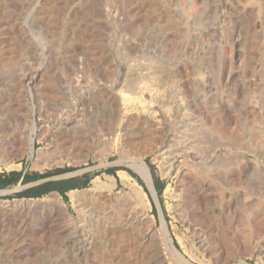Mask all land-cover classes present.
<instances>
[{
  "label": "rangeland",
  "instance_id": "rangeland-1",
  "mask_svg": "<svg viewBox=\"0 0 264 264\" xmlns=\"http://www.w3.org/2000/svg\"><path fill=\"white\" fill-rule=\"evenodd\" d=\"M0 34V154L10 155L0 164L122 167L143 185L118 171V186L102 173L77 190L79 205L51 187L3 202L14 211L0 209V264H264V0H0ZM134 93L169 125L117 124L121 95ZM34 123L53 134L39 163L29 155ZM125 136L138 141L126 146ZM172 143L198 159L167 170ZM133 164L162 188L158 201ZM54 197L64 207L45 208ZM83 239L91 243L80 251Z\"/></svg>",
  "mask_w": 264,
  "mask_h": 264
},
{
  "label": "bare ground",
  "instance_id": "bare-ground-1",
  "mask_svg": "<svg viewBox=\"0 0 264 264\" xmlns=\"http://www.w3.org/2000/svg\"><path fill=\"white\" fill-rule=\"evenodd\" d=\"M93 1V0H92ZM104 1V0H103ZM20 2V1H19ZM57 2V1H56ZM59 2V1H58ZM89 2V1H88ZM24 4V3H23ZM53 4V3H52ZM94 5V4H93ZM102 6V5H101ZM94 7V6H93ZM103 7V6H102ZM152 10V9H151ZM8 11V10H7ZM63 12V11H62ZM153 12V11H152ZM263 12V11H262ZM53 13V12H52ZM60 13V12H59ZM149 13V12H148ZM57 14V13H56ZM132 15V14H131ZM130 15V16H131ZM149 15V14H148ZM61 18V17H60ZM145 18V17H144ZM9 19V18H8ZM53 19V18H52ZM142 20V19H141ZM14 23V22H13ZM196 23V22H195ZM126 24H128V23H126ZM2 25V24H1ZM66 25V24H65ZM81 25V24H80ZM125 25V24H124ZM154 25V24H153ZM166 26V25H165ZM98 27V26H97ZM93 28V27H92ZM137 28V27H136ZM131 29V28H130ZM9 31V30H8ZM132 31V30H131ZM136 31V30H135ZM92 33V32H91ZM2 34V33H1ZM0 34V35H1ZM96 34V33H95ZM7 35V34H6ZM10 36V35H9ZM100 38V37H99ZM175 38V37H174ZM184 39V38H183ZM182 39V40H183ZM161 40V39H160ZM168 40V39H167ZM172 40V39H171ZM170 40V41H171ZM178 41V40H177ZM10 42V41H9ZM79 42V41H78ZM162 42V41H161ZM163 42H165V40H163ZM183 42H184V40H183ZM174 43H176V42H174ZM178 43H179V41H178ZM2 44H4V43H2ZM6 44V43H5ZM159 44V43H158ZM182 44V43H181ZM186 44V43H185ZM87 45V44H86ZM260 45V44H259ZM186 46V45H185ZM29 47V46H28ZM159 48V47H158ZM259 48V47H258ZM20 49V48H19ZM25 49V48H24ZM54 50V49H53ZM9 51V50H8ZM11 51V50H10ZM261 53V52H260ZM10 54V53H9ZM12 54H14V53H12ZM12 54H11V56H12ZM17 54V53H16ZM11 56H9V58L7 59V60H9V61H7L6 63H10L13 67L14 66H16L15 65V61H14V58H12ZM11 57V58H10ZM98 57V56H97ZM1 59H3L2 57H0ZM20 58V57H19ZM94 58V57H93ZM103 58V57H102ZM52 59V58H51ZM98 59V58H97ZM259 60V59H258ZM54 62V61H53ZM0 63H2L1 62V60H0ZM3 65V64H2ZM51 66V65H50ZM108 66V65H107ZM261 66V65H260ZM5 68V67H4ZM66 68V67H65ZM89 69V68H88ZM140 69V68H139ZM48 71V70H47ZM150 72V71H149ZM152 72V71H151ZM7 77H8V75H7ZM47 77H49V76H47ZM144 78V77H143ZM146 78V77H145ZM51 79H52V77H51ZM56 79H57V77H56ZM135 81V80H134ZM263 81V80H262ZM72 82V81H71ZM80 82V81H79ZM52 83H53V81H52ZM55 83V82H54ZM130 84V83H129ZM133 84V83H132ZM51 85V84H50ZM79 85V84H78ZM77 85V86H78ZM80 86V85H79ZM137 86V87H136ZM5 87V86H4ZM59 87V86H58ZM134 87H136L137 88V92L135 91V93H136V95H137V93H139L140 95H142V93H144L145 92V94H146V88H148V87H143L142 85L140 86V83H139V85H138V83H137V85H135ZM20 88V87H19ZM136 88H134V90L136 89ZM52 89H54V88H52ZM149 90L147 89V92H148ZM151 91V90H150ZM152 92V91H151ZM150 92V93H151ZM51 93V92H50ZM135 93L133 94V95H130V94H123V95H121L122 96V98H121V100H122V103H121V110L119 111V112H117L116 113V116L114 117V119H115V121L117 122V124H120V123H122V121H123V117H125V118H127V123L128 124H133V122H135L136 124H137V126L139 127H137L139 130H140V128H141V131H142V129H148V131H151L152 132V130L154 131V130H156L157 131V125L160 123V122H163V123H165V121L167 122V120L169 121V119H167V117L169 116V114L167 113V112H162L163 114L162 115H158V114H156L154 111H151L150 109H147L148 107H143V105L145 104V103H148V102H145L144 100H140V95H138V96H136L135 95ZM150 93H149V95H150ZM154 93V92H153ZM152 93V95H150L149 96V98L151 97V96H153L154 94ZM260 94V93H259ZM258 94V95H259ZM15 95V94H14ZM213 95V94H212ZM45 96V95H44ZM59 96H60V94H59ZM155 96V95H154ZM159 96V95H158ZM204 96V95H203ZM41 97V96H40ZM58 97V96H57ZM209 98H210V96H208ZM212 97V96H211ZM209 98H206V100L207 99H209ZM2 99V98H1ZM142 99V98H141ZM151 99V98H150ZM211 99V98H210ZM12 100V99H11ZM152 100H155L154 98L152 99ZM157 100V99H156ZM178 100V99H177ZM142 101L143 102H145L144 104H142ZM176 101V100H175ZM179 101V100H178ZM1 102V101H0ZM66 102V101H65ZM149 102H152L151 103V105L154 103L153 101H149ZM173 102V101H172ZM214 102V101H213ZM180 103V102H179ZM210 103V102H209ZM63 104V103H62ZM176 104H178V103H176ZM210 104H212V103H210ZM146 105V104H145ZM150 105V104H149ZM180 105V104H179ZM19 106V105H18ZM147 106V105H146ZM45 107H47V106H45ZM51 107V106H50ZM71 107V106H70ZM146 108V109H145ZM151 108H152V106H151ZM47 109V108H46ZM65 109V108H64ZM120 109V108H119ZM156 109V108H155ZM152 110H154V109H152ZM65 112L67 111V110H64ZM69 111V110H68ZM158 111V110H157ZM165 111V110H164ZM182 112H184V111H182ZM67 113V112H66ZM71 113V112H70ZM166 113L168 114L167 116H166ZM59 114V113H58ZM62 114V113H61ZM61 114H60V116H61ZM171 114V113H170ZM175 114V113H174ZM64 114H62V116H63ZM69 115H72V114H68V116ZM186 115V114H185ZM72 116H74V115H72ZM81 116V115H80ZM183 116V115H182ZM64 117V116H63ZM67 117V116H66ZM20 119V118H19ZM66 119V118H65ZM68 119H70V118H68ZM68 119H66V120H68ZM81 119V118H80ZM71 120V119H70ZM126 120V119H125ZM179 120V119H178ZM184 120V119H183ZM188 120V119H187ZM69 121V120H68ZM133 121V122H132ZM172 121V120H171ZM186 121V120H185ZM80 122H81V120H75V121H71V123L70 124H73V127L75 128V126H77V125H79L80 124ZM126 123V124H127ZM130 124V125H131ZM166 124H168L169 125V122H167ZM166 124H164V125H166ZM133 125H135V124H133ZM161 125H163V124H161ZM160 125V126H161ZM178 125V124H177ZM71 126V125H70ZM202 126V125H201ZM163 127V126H162ZM166 127V126H165ZM8 128V127H7ZM126 128H127V126H126ZM169 128V127H168ZM175 128V127H174ZM15 129V128H14ZM137 129V130H138ZM173 129V128H172ZM181 129V128H180ZM262 129V128H261ZM10 130V129H9ZM127 130V129H126ZM138 130V131H139ZM184 130H185V128H184ZM140 131V132H141ZM159 131H160V129H159ZM159 131H157V132H159ZM30 136H29V142H30V156H33V154H34V152H35V150L36 149H34V143H35V139L36 138H39V134H38V128L34 125V128H30ZM142 133H144V132H141V133H139V134H141V135H143ZM150 133V132H149ZM153 133V132H152ZM184 133V132H183ZM186 133V132H185ZM22 134V133H21ZM153 135V134H152ZM164 135V134H163ZM209 135V134H208ZM157 136V135H156ZM155 136V137H156ZM189 136V135H188ZM20 137V136H19ZM153 137V136H152ZM161 137V136H160ZM24 138V137H23ZM137 138V137H136ZM136 138H130L129 136H125V139H124V142H125V144H126V146H131V147H133L132 145H134L138 140H136ZM139 138L141 139V137L139 136ZM143 138V137H142ZM186 138V137H185ZM192 138V137H191ZM117 139V138H116ZM144 139H145V137H144ZM156 139H159V138H156ZM171 139V138H170ZM19 140V139H18ZM208 140V139H207ZM46 141H48V139H46ZM117 140H115V142H116ZM140 141V140H139ZM146 141V140H145ZM152 141V140H151ZM154 141V140H153ZM178 141V140H177ZM182 141V140H181ZM142 142V141H141ZM5 143V142H4ZM7 143H9V141L7 142ZM6 143V144H7ZM152 143V142H151ZM204 143V142H203ZM216 143V142H215ZM19 144V143H18ZM138 144V143H137ZM185 144V143H184ZM20 145V144H19ZM49 145H51V143H48V144H46V146H48L49 147ZM190 145V144H189ZM25 146V145H24ZM194 146V145H193ZM16 147V146H15ZM188 147V146H187ZM126 148V147H125ZM191 148V147H190ZM145 149V148H144ZM163 149V148H162ZM164 150V149H163ZM194 150H196V149H194ZM190 151V150H189ZM213 151V150H212ZM7 152V151H6ZM9 152V151H8ZM51 152H52V148H46V149H44V148H40L39 150H37V163H39V161H42V160H45V159H47L48 157H49V155L51 154ZM164 154L166 155V157H165V168L168 170H178V172H181V169H182V166H181V163H183L182 162V160H184L185 159V157L186 156H191L193 159H198L195 155H191V153L190 152H188V150H187V148H186V145H181V143H180V145H177L176 143H175V145H173V143H172V145H170L169 146V149H167L166 151H164ZM164 155V156H165ZM8 156H10V155H8ZM194 156L196 157V158H194ZM163 157V156H162ZM192 159V160H193ZM201 164V163H200ZM20 166H17V168H19ZM9 169H12L11 167H8ZM14 168V167H13ZM34 170H39V169H41L42 168V166H39V164H35L34 165ZM131 168L136 172V173H138L140 176H141V178L143 179V181L145 182V184H146V186H147V188L149 189V191L152 193V196H154V199H156V201H158V195H157V191H156V188H155V185H154V183H153V181H152V177H151V175H150V173H149V171L145 168V167H143V166H141V165H139V164H133V165H131ZM206 172V171H205ZM119 173H121V174H123L124 176H126L128 179H129V177H130V174L129 173H127V172H125V171H120ZM183 173V172H182ZM99 181H100V177H97V178H95L94 179V181H93V183H94V185L95 186H98L99 185ZM69 194L71 195V198L73 199V202L75 203V204H77V205H79V203H80V197H79V195L77 194V190H73V191H70L69 192ZM59 195V194H58ZM177 196H179V195H177ZM52 197V196H51ZM179 198V197H178ZM179 201V200H178ZM1 203V202H0ZM33 203H36V202H29V204H26V205H23V204H19L18 206H16V207H20V209H21V211H24L25 209H27V208H29V209H31V207L33 206L32 204ZM53 203V205H56L57 203L60 205V206H63L64 207V203L59 199V198H51V200H49V204H47L46 206H44L45 208H47V206H48V208H49V206L51 205ZM2 204H4L3 202L0 204V209H2V210H5V212L6 213H11V212H13L14 211V206H10V205H7L6 206V204L5 205H2ZM53 205H51V206H53ZM50 206V207H51ZM145 211H146V213H150V212H152L151 211V209H152V206H151V202H150V200H149V198H148V200H147V202H146V204H145ZM177 206V208H178V210H177V212H179V216L178 217H180L181 219H182V221H184L185 220V218H187L186 216V211H185V209H183V207H181V205L179 204V202H178V204L176 205ZM184 206V205H183ZM36 207V206H35ZM61 208V207H60ZM162 212V211H161ZM97 216V215H96ZM92 218V217H91ZM94 218H96V217H94ZM151 218H154V216L153 215H151ZM98 219V218H97ZM54 220V219H53ZM84 221V220H83ZM85 222V221H84ZM26 227V226H25ZM28 229V228H27ZM70 229V228H69ZM75 231V230H74ZM88 234H90V233H88ZM87 234V235H88ZM58 235V234H57ZM87 235H86V237H87ZM59 236V235H58ZM88 236H91V234L90 235H88ZM84 237H85V235H84ZM64 238V237H63ZM89 238H91V237H89ZM4 239V238H3ZM86 239V238H85ZM92 239H93V236H92ZM45 240V239H44ZM71 240V239H70ZM84 240V239H83ZM9 241V240H8ZM89 241V240H88ZM90 243H91V241H89ZM89 242H87V240H84L83 242H81V245H82V247L80 246V248H79V250L81 251L84 247H86V246H88V245H90V243ZM52 244V243H51ZM75 244V243H74ZM59 248V247H58ZM22 250V249H21ZM57 250V249H56ZM16 251V250H15ZM23 253H25V252H23ZM261 254H264V250H262L261 251ZM45 256V255H44ZM160 256V255H159ZM13 257V256H12ZM23 257V256H22ZM165 258L163 257V259L161 260L160 259V261H161V263L162 262H165ZM155 264V263H154ZM156 264H159V263H156ZM163 264V263H162Z\"/></svg>",
  "mask_w": 264,
  "mask_h": 264
},
{
  "label": "crops",
  "instance_id": "crops-1",
  "mask_svg": "<svg viewBox=\"0 0 264 264\" xmlns=\"http://www.w3.org/2000/svg\"><path fill=\"white\" fill-rule=\"evenodd\" d=\"M18 165H20L19 168L8 169L6 163L0 164V201L11 205L21 201L39 199L33 197L38 196L35 193L44 187H51V190H63L71 187L77 188L75 190L78 191L84 190L93 184V180L96 177L101 178L102 176V174L97 176L98 173L102 172L100 169L87 167L75 171L76 173L71 172L74 174H53L48 178H43L46 172L33 170L23 162ZM115 181L118 186V180L115 179ZM69 192L66 193L68 198ZM51 194L45 193L41 195L45 197Z\"/></svg>",
  "mask_w": 264,
  "mask_h": 264
},
{
  "label": "built area",
  "instance_id": "built-area-1",
  "mask_svg": "<svg viewBox=\"0 0 264 264\" xmlns=\"http://www.w3.org/2000/svg\"><path fill=\"white\" fill-rule=\"evenodd\" d=\"M26 102H27V107L31 110L32 114L36 117V115L38 113L39 106L36 105V103H35L36 100L34 99V96L32 94L27 95ZM39 112H40V110H39ZM35 124L36 123H34V125ZM38 134H39V138H36L35 139V143H34V149H36V151L39 150L40 148L46 147V144H48V143H51V145H52V143H53V137H52L53 134H52V130L49 128V126H40L38 128ZM46 139H48V141H46ZM0 143H2V142H0ZM9 143H10V147L9 148H13V145L17 146L16 139H13V141H10ZM28 143H29V138H28ZM51 145H49V147H51ZM7 157L8 156H7V154L5 152L0 154V160L5 161V160L8 159Z\"/></svg>",
  "mask_w": 264,
  "mask_h": 264
},
{
  "label": "trees",
  "instance_id": "trees-1",
  "mask_svg": "<svg viewBox=\"0 0 264 264\" xmlns=\"http://www.w3.org/2000/svg\"><path fill=\"white\" fill-rule=\"evenodd\" d=\"M80 169H82V168L66 167V168L56 169V170H52V171L46 172L43 175V178H48V177L52 176L53 174L71 173V172H75V171L80 170ZM118 171H126V172H128L131 176L136 178L138 180V182L142 185V183L140 182V180L138 179V177L134 173H132L129 169H125V168H122V167L106 169L105 171H102V172L98 173L97 176L101 175L102 173H106L107 175L114 176L119 181V177L117 175ZM155 188H156V191L158 192V194H161L162 188L160 189L156 184H155ZM75 189H77V188L71 187V188H67V189H63V190H51L50 189L49 192H58L64 198L65 201H68L69 198L66 195V193L71 191V190H75ZM42 196H44V195H38V196H35L33 198H41ZM175 244L178 246V244L176 242H175Z\"/></svg>",
  "mask_w": 264,
  "mask_h": 264
}]
</instances>
